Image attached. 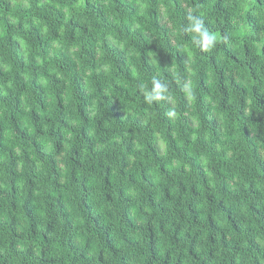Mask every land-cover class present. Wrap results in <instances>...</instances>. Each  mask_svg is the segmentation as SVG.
I'll use <instances>...</instances> for the list:
<instances>
[{
    "label": "trees",
    "instance_id": "obj_1",
    "mask_svg": "<svg viewBox=\"0 0 264 264\" xmlns=\"http://www.w3.org/2000/svg\"><path fill=\"white\" fill-rule=\"evenodd\" d=\"M0 264H264V0H0Z\"/></svg>",
    "mask_w": 264,
    "mask_h": 264
},
{
    "label": "clouds",
    "instance_id": "obj_2",
    "mask_svg": "<svg viewBox=\"0 0 264 264\" xmlns=\"http://www.w3.org/2000/svg\"><path fill=\"white\" fill-rule=\"evenodd\" d=\"M183 31L190 35L192 41L203 51H211L219 43V34L210 31L209 27L206 26L205 18L199 14H188ZM140 88L144 93L146 102L149 104L167 97L168 84L158 77L152 78L150 87L141 83Z\"/></svg>",
    "mask_w": 264,
    "mask_h": 264
}]
</instances>
